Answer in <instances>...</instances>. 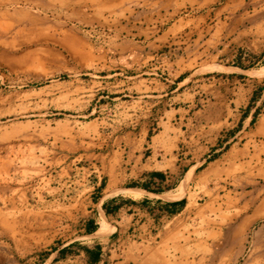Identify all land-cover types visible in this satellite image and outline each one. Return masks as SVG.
Returning a JSON list of instances; mask_svg holds the SVG:
<instances>
[{
  "label": "crops",
  "instance_id": "1",
  "mask_svg": "<svg viewBox=\"0 0 264 264\" xmlns=\"http://www.w3.org/2000/svg\"><path fill=\"white\" fill-rule=\"evenodd\" d=\"M211 37L197 46V16H184L146 44L88 53L89 69L119 70L92 80L115 118L60 130L51 144L50 206L81 229L41 264H224L252 228L259 238L264 39L219 49ZM109 53L120 61L102 62Z\"/></svg>",
  "mask_w": 264,
  "mask_h": 264
},
{
  "label": "rangeland",
  "instance_id": "2",
  "mask_svg": "<svg viewBox=\"0 0 264 264\" xmlns=\"http://www.w3.org/2000/svg\"><path fill=\"white\" fill-rule=\"evenodd\" d=\"M184 16H197V46L264 39V0H0V264H41L80 233L73 214L50 206L48 150L60 130L115 118L112 95L92 80L119 70L89 69L88 53L146 44ZM108 55L102 62L120 61ZM254 230L224 264H264V229L258 239Z\"/></svg>",
  "mask_w": 264,
  "mask_h": 264
},
{
  "label": "trees",
  "instance_id": "3",
  "mask_svg": "<svg viewBox=\"0 0 264 264\" xmlns=\"http://www.w3.org/2000/svg\"><path fill=\"white\" fill-rule=\"evenodd\" d=\"M261 90H262V88L261 87H259L257 90H255V92H254V94H253V100L256 98V96H258V94L261 92ZM257 109L255 110V112H254V116L256 115V113H257ZM156 175H159V174H156ZM131 185H139V186H141V187H143V188H146V189H148L149 188V186L147 185V184H145V183H143V184H138V183H136V182H133ZM105 207V209L108 211L109 209H108V206H104ZM94 228V225L92 224V222L90 221L89 222V224L87 223V226H86V230L87 231H89V230H92ZM65 250L66 249H61L60 251L61 252H65Z\"/></svg>",
  "mask_w": 264,
  "mask_h": 264
},
{
  "label": "bare ground",
  "instance_id": "4",
  "mask_svg": "<svg viewBox=\"0 0 264 264\" xmlns=\"http://www.w3.org/2000/svg\"><path fill=\"white\" fill-rule=\"evenodd\" d=\"M264 70V69H263Z\"/></svg>",
  "mask_w": 264,
  "mask_h": 264
}]
</instances>
